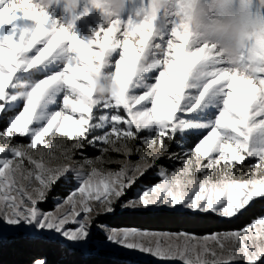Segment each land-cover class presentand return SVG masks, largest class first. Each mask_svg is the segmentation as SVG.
Wrapping results in <instances>:
<instances>
[{
	"label": "snow or ice",
	"instance_id": "snow-or-ice-1",
	"mask_svg": "<svg viewBox=\"0 0 264 264\" xmlns=\"http://www.w3.org/2000/svg\"><path fill=\"white\" fill-rule=\"evenodd\" d=\"M239 5L233 54L222 21L237 0H0V233L34 249L28 264H51L47 245L264 264V211L203 236L106 222L118 210L239 219L264 198V0ZM149 169L159 182L129 196ZM61 184L73 187L45 211Z\"/></svg>",
	"mask_w": 264,
	"mask_h": 264
},
{
	"label": "trees",
	"instance_id": "trees-1",
	"mask_svg": "<svg viewBox=\"0 0 264 264\" xmlns=\"http://www.w3.org/2000/svg\"><path fill=\"white\" fill-rule=\"evenodd\" d=\"M157 177L144 175L139 182L144 185L154 184ZM68 186V185H67ZM59 186L53 198H62L67 194V189ZM259 203L255 208L239 219H220L214 214H189L163 211L161 216L152 215L146 222H141L142 215H137L127 221H119V226H145L154 230H169L173 232H189L197 235H205L219 231L241 229L253 221L264 211V199H257ZM52 206V205H51ZM51 206L49 208H51ZM113 224V223H111ZM114 224V225H115ZM40 250L47 254L51 264H144L121 256H111L106 253L85 254L71 247L63 248L52 245L43 246ZM34 249L22 246L11 234L0 238V264H28Z\"/></svg>",
	"mask_w": 264,
	"mask_h": 264
},
{
	"label": "rangeland",
	"instance_id": "rangeland-1",
	"mask_svg": "<svg viewBox=\"0 0 264 264\" xmlns=\"http://www.w3.org/2000/svg\"><path fill=\"white\" fill-rule=\"evenodd\" d=\"M211 15H212V17L214 19H220L217 16V14L215 13V11H212ZM242 15H243V13H242V10H241L240 5H239V0H237V11H236V14L233 17L224 18L222 22L224 24H227L230 27L231 31L233 30V27L236 24H240L244 28V25H243V22H242ZM177 151H179V149H177ZM85 154L86 155H99V152L96 149L89 148V149L85 150ZM77 159H79V157H77ZM132 159H138V157L134 156V157H132ZM164 163H165V165L167 167H169L170 170L171 169H175V168H179L181 166V162L179 160L168 161L167 159H165ZM246 163H247V161H246ZM144 175H150V176H153V177H157L158 180L155 183L159 182V177L157 175V172L155 170H153V169H149V171L146 172ZM154 184L144 185V184H142L141 182L138 181L137 185H135L133 187V189L128 193V195L129 196H133V195H135L136 192H138L142 188H146L147 186H152ZM61 186H67V185L66 184H61ZM72 187H73L72 185H68L67 187H62L63 189H67L68 190L67 194L65 196H67L69 194V192H70ZM62 198H53L52 197L46 203L42 204V208L45 211H54L56 206H57V202L60 199H62ZM257 199H264V198H257ZM50 206H51V208H49ZM163 211L196 214L195 212H189V211H186V210H181V211L157 210V211H152V212H131V211H127V210H118L115 214H113L111 216H108L106 218V222L109 225L114 226V227H118V228H120V227H136V228L144 229V228H146L145 226H142V227L141 226H138V227L137 226H131V225L130 226H119L118 224H115V223H117L119 221H127L129 219L137 217V215H142V217L144 216L145 218H142L140 221L141 222H146L147 218L151 217L152 215L161 216L163 214L162 213ZM200 214H204V213H200ZM215 216H217V215H215ZM217 217L220 218V219H225V218H221L219 216H217ZM111 223H113V224H111ZM146 229H150V228H146ZM159 231H163V230H159ZM166 231H169V230H166ZM170 232H173V231H170ZM219 232H223V231H219ZM214 233H216V232H214ZM9 235H10V233L3 232V233H0V238H4V237L9 236ZM199 236H203V235H199ZM78 250L82 251L85 254L106 253V254L111 255V256H121V257H124V258H127V259H131L132 261H136V262H140V263H144V264H180L179 261L166 262V261L159 260L158 258H153L150 255H143V254L129 255L124 250L118 248L115 245H110L107 248H99V247H96L94 245H84L81 248H78Z\"/></svg>",
	"mask_w": 264,
	"mask_h": 264
},
{
	"label": "clouds",
	"instance_id": "clouds-1",
	"mask_svg": "<svg viewBox=\"0 0 264 264\" xmlns=\"http://www.w3.org/2000/svg\"><path fill=\"white\" fill-rule=\"evenodd\" d=\"M232 32L234 33L236 39L232 42L226 43L224 45V49L226 52L235 54L243 47V44L240 42V37L244 32V28L242 25L236 24L233 27Z\"/></svg>",
	"mask_w": 264,
	"mask_h": 264
}]
</instances>
